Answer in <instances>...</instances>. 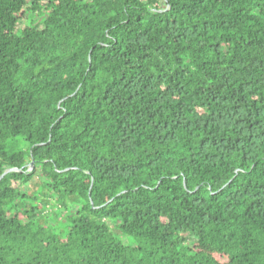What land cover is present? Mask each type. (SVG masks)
<instances>
[{"label": "trees", "instance_id": "obj_1", "mask_svg": "<svg viewBox=\"0 0 264 264\" xmlns=\"http://www.w3.org/2000/svg\"><path fill=\"white\" fill-rule=\"evenodd\" d=\"M11 167L0 264H264V0H0Z\"/></svg>", "mask_w": 264, "mask_h": 264}, {"label": "rangeland", "instance_id": "obj_2", "mask_svg": "<svg viewBox=\"0 0 264 264\" xmlns=\"http://www.w3.org/2000/svg\"><path fill=\"white\" fill-rule=\"evenodd\" d=\"M18 140L17 143H15V145L13 144V148H17L18 150H22V151H26L28 149V145L26 142H24L23 140H21L20 138L16 139ZM28 193H33V194H38L40 197H44L45 196V190L43 187V182L40 178L35 177L34 180L32 181V183L27 187V189L25 190ZM49 200H51L52 202H55L54 199L50 196L47 195L46 196ZM56 203V202H55ZM65 211L63 212L61 217H57L56 216V209L53 206H50V215L52 220L50 221L51 223H59V222H64V216H65ZM124 240H127L126 237H123Z\"/></svg>", "mask_w": 264, "mask_h": 264}, {"label": "water", "instance_id": "obj_3", "mask_svg": "<svg viewBox=\"0 0 264 264\" xmlns=\"http://www.w3.org/2000/svg\"><path fill=\"white\" fill-rule=\"evenodd\" d=\"M30 164L33 166L34 165V159L32 158ZM13 170H18L17 168H14V167H11V168H8L7 170H5V172L0 176V179L8 172L10 171H13Z\"/></svg>", "mask_w": 264, "mask_h": 264}]
</instances>
